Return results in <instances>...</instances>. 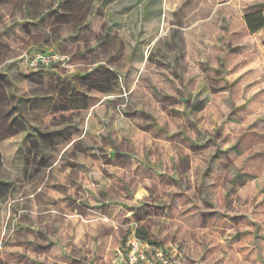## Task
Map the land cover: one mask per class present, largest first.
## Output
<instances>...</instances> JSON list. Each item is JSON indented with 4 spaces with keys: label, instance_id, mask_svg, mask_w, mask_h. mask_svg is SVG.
<instances>
[{
    "label": "rangeland",
    "instance_id": "374dc122",
    "mask_svg": "<svg viewBox=\"0 0 264 264\" xmlns=\"http://www.w3.org/2000/svg\"><path fill=\"white\" fill-rule=\"evenodd\" d=\"M138 225L264 264V0H0V264H111Z\"/></svg>",
    "mask_w": 264,
    "mask_h": 264
},
{
    "label": "built area",
    "instance_id": "2783aa9c",
    "mask_svg": "<svg viewBox=\"0 0 264 264\" xmlns=\"http://www.w3.org/2000/svg\"><path fill=\"white\" fill-rule=\"evenodd\" d=\"M37 56L33 58L32 64L45 65L43 69L50 67L56 55L48 50L35 51ZM177 248L170 244L162 246L152 244L133 232L129 238L117 248L116 257L111 264H175L177 262Z\"/></svg>",
    "mask_w": 264,
    "mask_h": 264
},
{
    "label": "trees",
    "instance_id": "16d2710c",
    "mask_svg": "<svg viewBox=\"0 0 264 264\" xmlns=\"http://www.w3.org/2000/svg\"><path fill=\"white\" fill-rule=\"evenodd\" d=\"M249 21V20H248ZM249 25L251 28H253L254 30L260 29L263 26V20L259 19V22L254 23L253 22H249ZM136 235L152 244H156V245H160L154 238L153 235L150 233V231L148 230V228L144 225H138L136 228Z\"/></svg>",
    "mask_w": 264,
    "mask_h": 264
},
{
    "label": "crops",
    "instance_id": "0c3cea01",
    "mask_svg": "<svg viewBox=\"0 0 264 264\" xmlns=\"http://www.w3.org/2000/svg\"><path fill=\"white\" fill-rule=\"evenodd\" d=\"M124 8L122 10L125 11V12L120 13L121 14V17H119L118 19H126L131 13H133V10L130 7H129V9H124ZM133 18L134 17H128V19H133Z\"/></svg>",
    "mask_w": 264,
    "mask_h": 264
},
{
    "label": "flooded vegetation",
    "instance_id": "af4514ba",
    "mask_svg": "<svg viewBox=\"0 0 264 264\" xmlns=\"http://www.w3.org/2000/svg\"><path fill=\"white\" fill-rule=\"evenodd\" d=\"M255 22H259V21H255Z\"/></svg>",
    "mask_w": 264,
    "mask_h": 264
},
{
    "label": "bare ground",
    "instance_id": "6f19581e",
    "mask_svg": "<svg viewBox=\"0 0 264 264\" xmlns=\"http://www.w3.org/2000/svg\"><path fill=\"white\" fill-rule=\"evenodd\" d=\"M139 194V193H138Z\"/></svg>",
    "mask_w": 264,
    "mask_h": 264
}]
</instances>
